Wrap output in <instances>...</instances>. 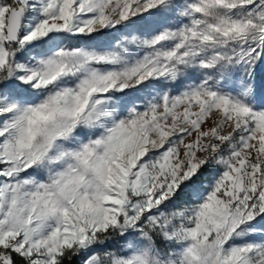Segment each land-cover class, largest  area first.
<instances>
[{
	"label": "snow or ice",
	"instance_id": "snow-or-ice-1",
	"mask_svg": "<svg viewBox=\"0 0 264 264\" xmlns=\"http://www.w3.org/2000/svg\"><path fill=\"white\" fill-rule=\"evenodd\" d=\"M0 264H264V0H0Z\"/></svg>",
	"mask_w": 264,
	"mask_h": 264
}]
</instances>
